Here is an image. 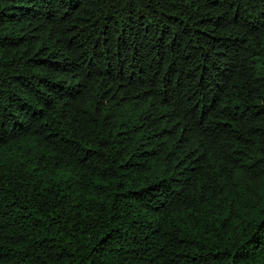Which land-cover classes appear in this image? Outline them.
Listing matches in <instances>:
<instances>
[{
    "label": "trees",
    "instance_id": "obj_1",
    "mask_svg": "<svg viewBox=\"0 0 264 264\" xmlns=\"http://www.w3.org/2000/svg\"><path fill=\"white\" fill-rule=\"evenodd\" d=\"M0 264H264V0H0Z\"/></svg>",
    "mask_w": 264,
    "mask_h": 264
}]
</instances>
